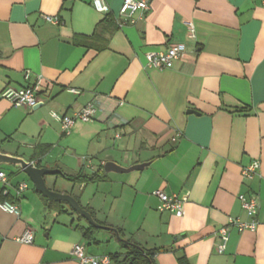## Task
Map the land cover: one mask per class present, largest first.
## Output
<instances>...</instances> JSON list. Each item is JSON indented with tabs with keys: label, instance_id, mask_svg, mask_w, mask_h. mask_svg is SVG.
Returning a JSON list of instances; mask_svg holds the SVG:
<instances>
[{
	"label": "crops",
	"instance_id": "crops-1",
	"mask_svg": "<svg viewBox=\"0 0 264 264\" xmlns=\"http://www.w3.org/2000/svg\"><path fill=\"white\" fill-rule=\"evenodd\" d=\"M106 1L109 16L92 0H0V150L30 162L41 156L36 166L61 170L62 178L99 176L74 188L66 180L61 192L75 193L128 242L157 250L155 264H180L183 256L190 264H264L263 0H152L123 29L113 18L124 0ZM177 44L187 52L171 69L145 68L147 52ZM37 76L41 102L33 110L1 98L5 88L22 89ZM90 103L95 120L76 122L70 134L50 116ZM255 160L260 170L245 179L243 168ZM108 162L149 165L119 173L107 172ZM0 172L22 212L17 218L0 210V264H79L70 255L78 243L91 255L126 254L112 231L97 229L87 240L85 219L66 205L60 213L35 189L16 198L15 187L29 185L20 169ZM157 190L186 197L183 215L160 213ZM242 193L258 197L259 225L232 228L220 254L218 230L230 217L249 221ZM26 230L35 234L31 245L17 241Z\"/></svg>",
	"mask_w": 264,
	"mask_h": 264
},
{
	"label": "built area",
	"instance_id": "built-area-1",
	"mask_svg": "<svg viewBox=\"0 0 264 264\" xmlns=\"http://www.w3.org/2000/svg\"><path fill=\"white\" fill-rule=\"evenodd\" d=\"M152 0H124L118 14L113 18L116 26L120 29L126 28L137 22L138 19L145 16L150 10ZM264 3V0H263ZM92 7L99 14L109 16L110 7L106 0H92ZM45 20L57 25L60 23L58 17L46 16ZM189 34L192 39L196 38V27L192 22H188ZM187 52L184 44H177L168 49L167 52L151 51L145 54L146 64L145 68H158V69H171L174 63L185 55ZM31 77V72H25L26 80ZM42 76H37L32 83L22 89H15L7 87L1 92V98L10 102L15 108L28 107L30 110L36 108L41 102L40 100V86L42 84ZM71 92L79 93L76 90ZM97 106L94 103H90L83 107L81 110L75 112L73 115H60L55 111L50 112V116L61 125L63 134H70L72 128L76 122L89 123L95 120L97 114ZM117 138H121L120 134H117ZM88 158L84 157V160ZM91 162V161H89ZM36 166V162L31 161ZM261 163L259 160L253 161L251 164L243 168L242 175L245 179H253L260 170ZM11 183L9 177L5 172H0V193L4 199L0 200V210L19 218L21 216V208L15 200H10ZM29 188V185L25 182L20 183L15 187L16 198H19L21 193ZM160 202L158 211L160 213H173L176 216L183 215V205L186 201V197L179 195H168L161 190H157L153 193ZM241 202L242 208L246 212L249 221H242L237 218L230 217L228 223L220 228L216 234L220 243L217 245V252L222 254L226 248L230 239V232L232 228H237L240 232L245 230L255 231L259 225V202L256 194H240L238 196ZM19 243L33 244L35 241V234L32 230H26L22 236L17 238ZM71 257L78 260L79 264H112L111 257L109 255H91L87 252L86 245L82 243L75 244L71 251Z\"/></svg>",
	"mask_w": 264,
	"mask_h": 264
},
{
	"label": "water",
	"instance_id": "water-1",
	"mask_svg": "<svg viewBox=\"0 0 264 264\" xmlns=\"http://www.w3.org/2000/svg\"><path fill=\"white\" fill-rule=\"evenodd\" d=\"M148 165L149 162L137 164L130 168H124L114 162H108L105 165V170L107 172L129 173L132 171H141ZM0 166H13L15 168L20 169L29 177L31 182L34 184L35 191L43 195L46 199H48L49 202L66 203L73 211H75L82 218H84L90 226H93L96 229H105L112 231L115 233L117 239L120 242H123L125 244L128 243L127 240L121 237V234L117 230L103 226L99 222H97L95 218L92 216V214L83 208V206L79 203L76 197L70 194L55 192L46 185L45 177L49 175H62L61 170L37 167L24 158L11 154H6L1 150H0Z\"/></svg>",
	"mask_w": 264,
	"mask_h": 264
},
{
	"label": "trees",
	"instance_id": "trees-1",
	"mask_svg": "<svg viewBox=\"0 0 264 264\" xmlns=\"http://www.w3.org/2000/svg\"><path fill=\"white\" fill-rule=\"evenodd\" d=\"M47 150H48V148H44V149H42V151L39 154L40 155L44 154V153L47 152ZM40 157L41 156L34 157L33 160H37ZM63 178L65 180L71 182V183H74V184L94 183V182H98L100 180L99 176H97V175L89 176V175H84V174H82V175H73V176L63 175ZM40 196L43 198V200L48 205H50V206H52V205L59 206V208H60L59 212L60 213H64L66 211L64 209L65 205L68 206L66 203H63V202H49L48 199H46L43 195L40 194ZM6 198H10V197L7 196ZM2 199H4V197L1 194L0 195V200H2ZM76 199L79 201L78 198H76ZM84 209H86L88 212H90L92 214V216L95 218L93 212H91L90 209H88V208H84ZM70 210H72V209L70 208ZM73 212L75 214H77L75 211H73ZM77 215L80 218H82L79 214H77ZM82 219H84V218H82ZM82 231H83L84 237L87 240H92L93 237H94V233L96 231H98V230L96 228H94L93 226L89 225L88 228H83ZM118 232L121 235L123 234L121 230H119ZM121 243H122L123 248L126 249L127 252L124 255H122V254L109 255L111 257L112 264H155L154 263V255H155L157 250H150V251L146 250V249L142 248L139 244H137L134 241H129L127 244H125L123 242H121ZM179 263L180 264H190L189 261L187 260V258L184 257V256L179 259Z\"/></svg>",
	"mask_w": 264,
	"mask_h": 264
},
{
	"label": "rangeland",
	"instance_id": "rangeland-1",
	"mask_svg": "<svg viewBox=\"0 0 264 264\" xmlns=\"http://www.w3.org/2000/svg\"><path fill=\"white\" fill-rule=\"evenodd\" d=\"M1 168H4V169H13V168H15V167H13V166H0ZM45 181H46V185L51 189V190H53V191H55V192H58V193H62L61 191H64V189H66L65 187H63V185L64 184H66V186H68V184L70 183L71 185H70V187L72 188H74L75 186H77V185H79V184H74V183H71V182H69V183H66L67 181L65 180V179H63L60 175H49V176H46L45 177ZM28 183H29V185H30V187H29V189L32 191V192H34V184L31 182V180L30 179H28ZM70 188V189H71ZM69 191H71V190H69ZM76 191H77V189H76ZM69 193H71V192H69ZM64 194V193H63ZM70 195H75V193L74 194H70ZM74 197H76V196H74Z\"/></svg>",
	"mask_w": 264,
	"mask_h": 264
}]
</instances>
